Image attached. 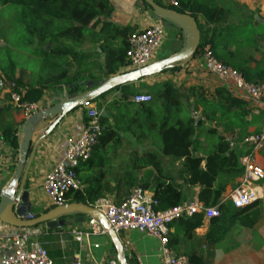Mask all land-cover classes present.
<instances>
[{"label":"trees","instance_id":"16d2710c","mask_svg":"<svg viewBox=\"0 0 264 264\" xmlns=\"http://www.w3.org/2000/svg\"><path fill=\"white\" fill-rule=\"evenodd\" d=\"M138 1L141 2L140 11L148 12L166 25L142 0ZM155 2L195 19L200 33L198 50L209 46L214 58L237 71L244 81L264 84V66L256 64L254 69H249L242 64L231 65L228 62L230 56L219 52V27L225 16L224 9L215 0H175V7L166 6L160 0ZM8 5L16 6L19 10L18 23L6 21L14 24L8 42L16 41L23 47L36 44L34 56L41 59L39 62L45 72L39 74L34 70L39 78L34 83L24 84L21 77L16 78L15 75L17 62L11 58L8 50L1 52L0 77L5 80L9 92L19 96L21 103L37 104L46 91L63 88L68 90L69 96H79L85 93L88 82L107 80L124 73L127 65V39L136 28L112 23L110 20L113 7L108 0H0V9ZM200 19L205 25L201 24ZM176 30V34L182 36L177 28ZM0 31L1 35L7 30ZM86 44L95 47L96 60L91 63L84 62L83 65L80 57L83 58L84 53L78 52V55L75 49ZM44 45L49 48L48 51L43 49ZM197 54L198 51L195 56ZM51 55L56 58L70 55L76 60L79 69L73 73L65 69L57 74L47 75L46 70L52 66L49 60ZM100 58L102 63L98 61ZM65 64L67 66V62ZM89 67L98 70L99 75L92 73ZM180 69L167 68L161 74L175 73ZM133 84L135 83L115 87L89 103L91 105L99 101L97 110L104 104L98 119L102 134L92 154L110 146L114 149L121 143V134L137 140H148L151 142V149L143 151L146 156L142 159L135 154V163L131 170L125 169L119 175L114 189L101 184L105 175L99 170L100 167H96V171L94 166L97 163L91 164L92 155L75 170L82 188L68 195L70 201L94 207L104 202L107 194H112V202L120 204L129 197L134 188H140L149 192L156 201L154 210L163 212L189 200L184 187H198L197 194L190 200L201 203L204 208L218 207L221 213L219 217L208 220L210 229L206 235L207 242L221 241L234 224L251 227L258 218V208H252L240 215V210L223 201L227 187L231 185L234 188L237 185L235 180L243 173L240 158L245 150L241 145L231 146L230 139L218 135L216 129L205 127V123L215 120L218 114L226 127L234 129V123V127L245 128L249 124L246 121L250 114L248 102L233 97L225 88H217L214 94H209L194 87L176 88L170 81L139 88ZM112 94L116 96L106 105ZM138 94L150 95V102L135 104L132 98ZM191 112L194 116H191ZM87 120L84 117L83 123ZM0 138L11 150L18 153V137L13 127L0 128ZM200 138L207 139L202 143ZM163 158H168L170 165L177 162L180 164L175 171L165 170L167 164L163 162ZM262 183L264 184V179ZM205 220L204 214L197 212L191 217L176 219L168 225L169 247L176 254L185 256L187 264H206L192 244L194 231ZM124 259L126 264H138L132 255H124Z\"/></svg>","mask_w":264,"mask_h":264},{"label":"crops","instance_id":"0c3cea01","mask_svg":"<svg viewBox=\"0 0 264 264\" xmlns=\"http://www.w3.org/2000/svg\"><path fill=\"white\" fill-rule=\"evenodd\" d=\"M113 7L111 22L117 26L125 27L132 26L141 29L156 22L154 16L148 12L140 11L138 0H108ZM219 7L224 9L223 23L219 27L220 36L219 52L230 56L228 60L231 65L242 64L249 69H254L256 64L264 66V0H215ZM201 24L205 25L204 21L200 19ZM14 24L2 22L0 20V29L7 30L0 35V57L1 52L8 50L11 58L17 62L18 69L16 70V78L21 77L22 83H34L39 76L32 68V63L41 61L34 56L37 45L32 46L9 43L10 31L14 29ZM212 27V26H211ZM218 27V26H217ZM3 38L6 39L5 43ZM167 38L165 37V42ZM175 45L168 49L166 54L161 59L177 53L184 44V37L176 34ZM164 43V42H163ZM163 45V44H162ZM43 49L49 50L48 47ZM81 48L75 49L80 52ZM92 52H96L95 47L92 46ZM159 52V50L157 51ZM90 53V52H89ZM87 53L82 59V63H91V55ZM157 55V53H156ZM51 55L50 61L52 66L47 71V75L57 74L65 69L69 73H73L79 69L75 59L70 55L56 58ZM102 63V58L98 60ZM22 62L25 63L22 65ZM67 62V66L65 64ZM5 64V63H3ZM1 65V59H0ZM84 65V64H83ZM88 69L99 75L98 70ZM123 72H128L123 70ZM120 74V73H119ZM106 81V80H105ZM170 81L176 88H199L209 94H214L217 88L227 89L233 97L244 99L248 102L249 116L246 121L249 123L245 128L239 129L234 127L230 129L226 127L225 122L219 119L216 114V119L205 123L208 129H216L220 136L227 137L231 142L240 146L244 137L256 134L264 127V106L261 102L254 101L245 96L240 95L232 87L213 75L206 72L199 71L195 63L192 61L189 65L181 68L175 73L159 74L148 77L133 84L135 87H148L156 83ZM56 92L68 95L67 89H59L55 91H46L37 103L41 111L49 108L56 95ZM116 94L108 97L107 104L115 97ZM100 102H94L90 105L97 109ZM104 109V104L101 105L100 112ZM201 109V108H200ZM194 116V113H190ZM26 117L18 110L13 109L9 105L8 89L0 92V128L11 126L16 130L18 137V144L22 139V129L26 122ZM83 110L77 109L68 114L58 126L49 134L46 139L38 147L34 158L32 160L25 189L29 191L30 203L32 204V214L39 215L43 213L44 209L51 206L42 191V181L47 172L64 158L65 141L69 138H77L81 132L83 124ZM54 121V118L44 121L39 128L34 132L32 139L35 140L41 132L45 131L47 127ZM110 122V121H109ZM111 123V122H110ZM121 143L126 145L127 151L137 152L139 159L145 155L143 151L151 149V142L148 140H137L129 135L121 134ZM207 138H209L207 136ZM207 138H200L203 143ZM240 140V141H239ZM127 143V144H126ZM123 146V145H121ZM120 146V147H121ZM19 150V148H18ZM102 150L92 154L91 164L97 163L94 168L100 167L104 173V178L101 184L107 186L109 189H114L118 182L119 175L127 169L130 163L126 161H118L117 149L111 152V163H106L107 156L103 155ZM142 153V156L140 157ZM90 157V158H91ZM109 157V156H108ZM115 157V158H114ZM105 159L100 162V159ZM256 162L264 165V151L255 154ZM19 161V154L11 150L0 138V185L9 181L12 178ZM163 162L169 171H175L180 162L170 165L171 161L168 158H163ZM144 164V163H143ZM142 164V165H143ZM126 166V167H124ZM164 170V171H165ZM92 169H90V172ZM84 175V173H83ZM240 178L235 180V184L239 182ZM264 188V184L261 183ZM199 188L184 187L187 194V200L191 199L198 192ZM233 190L230 185L223 194V199ZM106 200L98 206H106L112 203L113 195L107 194ZM70 196L67 197L68 202L71 203ZM252 208H258V218L251 227H245L241 224L232 225L226 232L224 238L219 242H207L206 235L209 232L210 224L208 220L203 221L202 225L194 231L192 236V244L196 250L204 258L206 264H264V200L257 204L240 210L241 214L249 212ZM76 215H72L66 221L63 228L51 231L39 225L31 229H17L6 226L0 223V257L8 255L12 251V239L20 234H28L32 239L38 241L49 253L48 256L53 264H75L77 260L86 263L89 258L93 259L97 264H109L116 260V253L108 235L95 234L89 238H83L81 242L76 241V234L82 232L88 227L89 218L84 222H75ZM48 231H51L48 233ZM172 231V230H171ZM122 246V254L132 255L138 264H161L159 243L155 238L147 237L138 232H122L118 237ZM96 246L97 248H95Z\"/></svg>","mask_w":264,"mask_h":264},{"label":"built area","instance_id":"2783aa9c","mask_svg":"<svg viewBox=\"0 0 264 264\" xmlns=\"http://www.w3.org/2000/svg\"><path fill=\"white\" fill-rule=\"evenodd\" d=\"M166 6L175 7V0H160ZM166 34L162 22L137 29L128 36L125 70H141L156 62V53L165 40ZM199 71L215 76L230 85L240 95L254 101L261 102L264 106V84L247 83L234 69L218 62L209 46L198 50L193 59ZM126 73V72H124ZM8 89L5 80L0 77V92ZM9 105L20 111L26 118L41 111L38 104L28 105L20 102L17 94L8 90ZM148 94H138L132 98L135 104L150 102ZM83 115L87 122L82 124L81 132L77 138L65 141L64 158L52 167L42 181V191L51 206L65 204L66 198L82 188L76 178L75 170L81 163L90 159L98 139L101 137L102 128L98 123L101 112L89 104L83 107ZM236 147L235 141L232 142ZM241 146L245 153L240 158L243 173L233 190L227 195L224 202L231 203L237 210L251 207L264 200V188L261 183L264 179V165L256 162L255 154L264 151V127L256 134L244 137ZM156 201L149 192L134 188L129 197L120 204L109 203L99 206L111 230L118 235L121 232H138L147 237L155 238L159 243L161 264H187L185 256L176 254L169 247L168 225L179 218L191 217L197 212H202L204 218L209 220L220 216L218 207L204 208L195 200H188L182 205L167 211L154 210ZM95 234L107 235L100 224L89 219L88 227L76 234V241L81 242ZM97 248L96 246H94ZM0 264H53L47 250L28 234H20L12 239V251L0 257ZM75 264H97L93 259L86 263L77 260ZM109 264H117L114 260Z\"/></svg>","mask_w":264,"mask_h":264},{"label":"water","instance_id":"95a60500","mask_svg":"<svg viewBox=\"0 0 264 264\" xmlns=\"http://www.w3.org/2000/svg\"><path fill=\"white\" fill-rule=\"evenodd\" d=\"M159 19L166 23V27L175 26L184 37L182 48L172 56L156 61L151 65L135 71L120 73L106 81L88 82L85 93L79 96H69L56 93L51 106L39 111L26 119L22 129V139L19 145V161L16 170L9 181L0 185V223L17 229H31L44 225L54 231L63 228L72 215H76L75 222H84L86 218L96 220L110 238L116 253L117 264H126L122 246L118 235L110 228L99 206H87L77 202L65 203L61 206H49L39 215L32 214L29 191L25 189L28 172L34 155L40 144L60 122L71 112L83 108L115 87L137 83L142 79L161 74L167 68H183L189 65L198 51L200 33L197 22L187 14L178 13L172 9L158 5L155 0H142ZM54 118L47 129L33 140L32 136L39 126L46 120Z\"/></svg>","mask_w":264,"mask_h":264},{"label":"rangeland","instance_id":"374dc122","mask_svg":"<svg viewBox=\"0 0 264 264\" xmlns=\"http://www.w3.org/2000/svg\"><path fill=\"white\" fill-rule=\"evenodd\" d=\"M139 6L141 7V2L140 1H139ZM18 11H19L18 7L13 6V5H8L4 9H0V13L2 14V15H0V20L2 22L8 21V22H13V23H18V20H17L18 19ZM155 19H157V18H155ZM162 25H163L164 30H165V34H166V38H167L166 41L167 42L164 41L163 45H161L160 48L158 49L159 52H157V55L155 57L157 60L163 58V56L166 54L167 50L171 49L175 45L174 40H175V36H176L175 35L176 31H177L176 28H173L172 26H170L168 28V27H166V25H164V24H162ZM92 50H93L92 46H90L89 44H86L83 47H81L80 52L84 53L83 56L87 55V53L90 52L89 54L91 55V59L94 62V60H96V58H95L96 55H95V52H92ZM78 55H79V53H78ZM32 66H33V69L36 70L37 73H39V74H44L45 73L43 71V67H42V63L41 62H34V63H32ZM121 145H123V146H121ZM116 149L118 151V153H117L118 161H126L127 163H130V165H128V167H127V170H131V166L135 163L134 162L135 154H137V152H133V151L129 152V151H127L126 145L123 144V143H120L114 149H112L111 146L106 148L105 151L103 152V155L107 156V159L106 160L103 159V160H105L106 163H111V159H112L111 158V152L113 153L114 150H116ZM136 156L138 157V155H136ZM141 156H142V153H141L140 157ZM145 159H147V157ZM139 162H140V160H139ZM124 167H126V166H124ZM121 234H122V232L118 234V237Z\"/></svg>","mask_w":264,"mask_h":264}]
</instances>
